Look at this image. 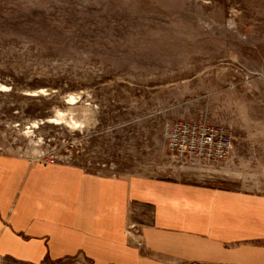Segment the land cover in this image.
Masks as SVG:
<instances>
[{
  "label": "rangeland",
  "instance_id": "rangeland-1",
  "mask_svg": "<svg viewBox=\"0 0 264 264\" xmlns=\"http://www.w3.org/2000/svg\"><path fill=\"white\" fill-rule=\"evenodd\" d=\"M0 153L264 194V0H0Z\"/></svg>",
  "mask_w": 264,
  "mask_h": 264
},
{
  "label": "crops",
  "instance_id": "crops-1",
  "mask_svg": "<svg viewBox=\"0 0 264 264\" xmlns=\"http://www.w3.org/2000/svg\"><path fill=\"white\" fill-rule=\"evenodd\" d=\"M130 224L138 235L127 234ZM0 256L35 264L79 257L264 264V194L0 153Z\"/></svg>",
  "mask_w": 264,
  "mask_h": 264
},
{
  "label": "built area",
  "instance_id": "built-area-1",
  "mask_svg": "<svg viewBox=\"0 0 264 264\" xmlns=\"http://www.w3.org/2000/svg\"><path fill=\"white\" fill-rule=\"evenodd\" d=\"M208 138H209L210 141H212V137L211 138L208 137ZM127 229H128L127 234L129 236H131V234H137V235L139 234L138 229L133 224H130ZM136 244L137 245H141L142 241L138 240V241H136Z\"/></svg>",
  "mask_w": 264,
  "mask_h": 264
},
{
  "label": "bare ground",
  "instance_id": "bare-ground-1",
  "mask_svg": "<svg viewBox=\"0 0 264 264\" xmlns=\"http://www.w3.org/2000/svg\"><path fill=\"white\" fill-rule=\"evenodd\" d=\"M1 85H2V84H1ZM3 86H4V85H3ZM1 87H2V86H1ZM3 88H4V87H3ZM3 88H2V89H3ZM126 232H127V231H126ZM135 241H136V240H135Z\"/></svg>",
  "mask_w": 264,
  "mask_h": 264
}]
</instances>
